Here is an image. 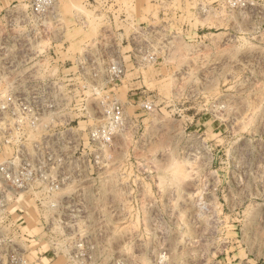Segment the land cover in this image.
Here are the masks:
<instances>
[{"label": "rangeland", "instance_id": "1", "mask_svg": "<svg viewBox=\"0 0 264 264\" xmlns=\"http://www.w3.org/2000/svg\"><path fill=\"white\" fill-rule=\"evenodd\" d=\"M1 167L0 264H264V0H0Z\"/></svg>", "mask_w": 264, "mask_h": 264}, {"label": "built area", "instance_id": "2", "mask_svg": "<svg viewBox=\"0 0 264 264\" xmlns=\"http://www.w3.org/2000/svg\"><path fill=\"white\" fill-rule=\"evenodd\" d=\"M54 0H32V7L35 9H47L51 6L53 7ZM119 73V72H118ZM142 107L146 111H150L152 107V103L149 101H146L144 104H142ZM111 120L112 122L116 124H120L122 121V110L119 105H114L113 109L111 111ZM23 170H19L17 172H12L7 168L1 167L0 168V178L5 183H11L14 186H17L20 182V176H23ZM4 198L3 193L0 190V209L4 206Z\"/></svg>", "mask_w": 264, "mask_h": 264}]
</instances>
